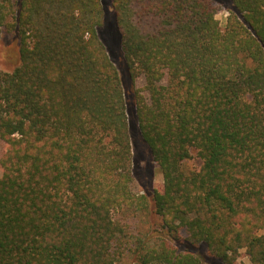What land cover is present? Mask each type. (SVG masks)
Returning a JSON list of instances; mask_svg holds the SVG:
<instances>
[{"label": "trees", "instance_id": "trees-1", "mask_svg": "<svg viewBox=\"0 0 264 264\" xmlns=\"http://www.w3.org/2000/svg\"><path fill=\"white\" fill-rule=\"evenodd\" d=\"M229 3L222 27L213 0H112L121 72L102 0H0V264H116L149 209L132 264H264V0ZM135 143L161 189L132 191Z\"/></svg>", "mask_w": 264, "mask_h": 264}, {"label": "rangeland", "instance_id": "rangeland-1", "mask_svg": "<svg viewBox=\"0 0 264 264\" xmlns=\"http://www.w3.org/2000/svg\"><path fill=\"white\" fill-rule=\"evenodd\" d=\"M111 1L112 0H102L103 17L102 25L98 29V35L106 46L110 57L122 72V53L112 28ZM213 1L217 4L215 17L223 27L225 18L228 14V8L230 6L229 0ZM18 63L19 54L17 36H12L4 32L0 39V70L10 71ZM130 86L132 87V85ZM143 86L144 79L140 76L135 80L134 87L140 89L142 94L148 98V92L143 89ZM3 146L4 143L0 139V156L3 152ZM134 152L133 181L131 185L132 191L135 193H145L151 191L154 187L161 189L162 175L159 172L156 163L151 158L150 153L147 151V148L141 143H135ZM199 163L200 161L193 151L192 158L186 162V167L197 168ZM119 217L121 222L126 226V236L122 239L121 244L119 245L118 251L120 254L117 256L116 264H132L134 261V248H136V246L140 243H143V241L148 242V240H151L149 242L150 244L155 241V236L159 234L160 217L157 216L151 209L147 212H120ZM152 234L153 237L151 238ZM199 252L204 256L201 264H223L221 261L212 259L205 255V247L202 248L201 251L199 250ZM240 262L250 264L244 250L241 251L236 264H239Z\"/></svg>", "mask_w": 264, "mask_h": 264}]
</instances>
